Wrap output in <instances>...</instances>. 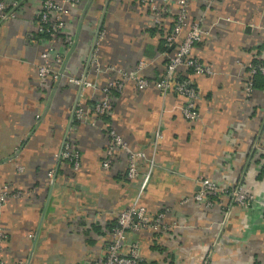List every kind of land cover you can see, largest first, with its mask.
Segmentation results:
<instances>
[{
  "label": "crops",
  "instance_id": "1",
  "mask_svg": "<svg viewBox=\"0 0 264 264\" xmlns=\"http://www.w3.org/2000/svg\"><path fill=\"white\" fill-rule=\"evenodd\" d=\"M1 1L21 5L9 7L14 17L0 19V185L22 193L2 210L5 264H93L107 251L119 213L137 201L149 171L139 202L151 214L168 208L166 223L179 225L128 233V243H140L141 264H264V87L247 97L241 66L264 60V0H222L208 9L209 0H191L190 21L203 17L210 30L192 53L215 72H178L198 88V120L184 118L186 99L176 92L129 83L96 125L74 120L73 107L78 98H99V91L87 88L81 96L68 82L40 81L41 53L52 43L38 32L43 0ZM170 9L155 25L145 0H82L66 14L67 27L54 42L65 56L62 68L73 76L87 73L100 86L112 78L110 70L85 67L103 30L98 56L104 70L146 61L142 73L159 78L173 51L164 42L175 22L176 5ZM111 128L147 154L134 179L127 177L128 150H117L111 166H103ZM65 142L81 154L77 170L57 159ZM205 178L240 181L256 202L234 205L225 219L220 204L207 208L192 199Z\"/></svg>",
  "mask_w": 264,
  "mask_h": 264
},
{
  "label": "built area",
  "instance_id": "2",
  "mask_svg": "<svg viewBox=\"0 0 264 264\" xmlns=\"http://www.w3.org/2000/svg\"><path fill=\"white\" fill-rule=\"evenodd\" d=\"M152 6L153 20L155 25H162L168 13L170 6L176 5L175 22L171 31L166 35V46L172 48V53L166 64L164 74L159 78L152 80L145 76L142 72L147 67L146 61H140L133 69H126L117 65H109L105 70L102 68L101 61L98 56L99 40L104 36L105 32L100 30L96 35L93 48L86 59V71L88 72L94 67L98 72L110 70L114 76L105 84L99 85L95 80H89L88 74L80 76L69 75L62 68L64 64V53L55 47L54 42L62 34L67 27L66 14L71 10L78 9L82 4V0H43L42 4L36 11L38 18V32L40 35L51 39V44L41 53V63L38 66V75L42 84L50 82H68L78 87L79 94L87 88L100 92L97 99L89 103L82 102L77 99L73 107V119L79 122L90 123L96 125L98 117H103L111 113L114 108V99L117 94L122 93L127 84L132 83L138 90H143L154 85L163 94L170 91L176 92L178 95L186 99L182 107V114L189 121H196L201 114L197 106L199 99V91L194 81L190 79L180 80L178 72L181 68L191 69L195 75H213L215 72L211 65L205 64L201 59L193 55V48L197 42L203 40L210 34V30L203 25V17L198 20L190 21L189 7L191 0H145ZM222 0H209V5L213 2ZM21 7L18 2H14L11 6L6 2H0V19L14 17V11H9V7ZM186 30V33H184ZM243 69L246 70V82L244 93L247 97H251L256 91L255 77H264V60H248L241 63ZM93 114L96 118L90 119ZM110 143L106 149V156L103 160L104 168L111 166L112 157L117 150H128V167L127 177L134 179L139 174V160L147 157L144 150H134L130 147L128 141L118 133L114 128L109 130ZM59 160H68L77 170L81 164V154L78 150L71 148L69 142H65L57 155ZM50 178L55 176V170H50ZM150 171L143 176L140 183V190L137 201L130 207L122 210L117 222L111 230L112 240L104 255L96 258L93 264H141L143 256L141 254V246L138 241L127 242L129 232L143 231H161L171 226H178V223L167 224L166 216L169 209L151 214L145 204L139 202V198L143 191L147 188L150 180ZM22 193L19 191H11L8 185H0V264H5L2 258L3 245L6 238V231L2 224V210L8 198L20 197ZM224 198L229 201L226 202ZM192 199L204 207H213L220 204L224 210L225 219H228L231 209L234 205L242 207H250L256 202V197L252 193H248L242 182L235 184L226 183L220 180L205 178L201 181V187ZM186 198L184 202L189 201ZM34 237L35 234H31ZM125 248H127L125 250ZM17 264H25L20 261Z\"/></svg>",
  "mask_w": 264,
  "mask_h": 264
},
{
  "label": "trees",
  "instance_id": "3",
  "mask_svg": "<svg viewBox=\"0 0 264 264\" xmlns=\"http://www.w3.org/2000/svg\"><path fill=\"white\" fill-rule=\"evenodd\" d=\"M61 35V34H60ZM59 35V36H60ZM42 36H44V35H42ZM45 37V36H44ZM58 39V38H57ZM165 42V41H164ZM69 43V42H68ZM165 45H166V42H165ZM55 47L56 48H58V46L55 44ZM167 47V46H166ZM166 47H164L165 48V50H167L168 48H166ZM189 70H191V69H189ZM191 72H192V70H191ZM178 78L180 79V80H183V79H190L189 77H185V76H183V75H178ZM245 82H246V78H245ZM255 85H256V88H258V87H264V77H262V76H256L255 77ZM113 111V110H112ZM111 111V112H112ZM109 115V114H108ZM108 115H106V116H103V117H101V118H105V117H107Z\"/></svg>",
  "mask_w": 264,
  "mask_h": 264
}]
</instances>
